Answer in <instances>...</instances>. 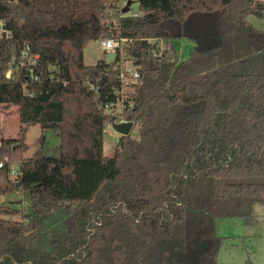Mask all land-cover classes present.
Returning a JSON list of instances; mask_svg holds the SVG:
<instances>
[{
    "label": "trees",
    "instance_id": "obj_1",
    "mask_svg": "<svg viewBox=\"0 0 264 264\" xmlns=\"http://www.w3.org/2000/svg\"><path fill=\"white\" fill-rule=\"evenodd\" d=\"M132 1L139 15L114 28L115 0H0L12 33L0 38V108L20 122L0 137V192L26 198L0 203V264H216L215 219L251 224L264 205V31L244 18L264 0ZM111 34L125 39L115 57L84 64L85 45ZM176 38L192 43L186 58ZM26 45L38 79L21 66L6 78ZM118 119L138 138L104 155ZM34 124L58 138L51 154L42 134L25 156Z\"/></svg>",
    "mask_w": 264,
    "mask_h": 264
},
{
    "label": "rangeland",
    "instance_id": "obj_2",
    "mask_svg": "<svg viewBox=\"0 0 264 264\" xmlns=\"http://www.w3.org/2000/svg\"><path fill=\"white\" fill-rule=\"evenodd\" d=\"M139 12L138 3L133 1L129 7V11L125 14H132ZM107 23H112L116 28L117 23L121 17L120 12L116 9L107 8ZM245 20L250 23L255 29L264 31V10L261 15L248 12L245 15ZM177 49V54L180 59L186 58L192 43L186 39H174ZM105 53L100 48L98 39L89 41L83 49V63L92 65L99 60L105 59ZM123 66L128 65V61H123ZM117 105L116 112L119 113ZM19 118L17 107L10 105L6 108H0V137L11 138L16 137L19 130ZM106 133L103 139V154L111 153L113 146L117 143L120 134L112 127L106 126ZM45 137L44 152L51 154L59 140L51 132L42 133L39 125H30L25 134V143L27 149L25 156H31L41 146V135ZM129 134L133 138H138V126L132 125ZM17 163L12 168H17ZM9 178H14L9 176ZM6 181L5 175L0 173V184ZM25 200L26 198L17 192H0V203H7L15 199ZM256 218L254 223L245 224L237 217H220L215 219L216 234L222 238L220 244L216 264H264V205L256 204L254 206Z\"/></svg>",
    "mask_w": 264,
    "mask_h": 264
},
{
    "label": "built area",
    "instance_id": "obj_3",
    "mask_svg": "<svg viewBox=\"0 0 264 264\" xmlns=\"http://www.w3.org/2000/svg\"><path fill=\"white\" fill-rule=\"evenodd\" d=\"M115 1H116L118 12H120L121 16L124 15V13L121 12V9L123 6L126 5L127 0H115ZM139 13L140 12H133L130 15L137 16L139 15ZM11 37H12L11 31L6 29L4 21L0 19V38L8 39ZM124 40L125 39L115 37L114 34L98 39L100 48L104 51L105 56L112 52L116 53V51L121 48L122 42ZM39 58H40L39 54L30 52V47L28 45L24 46V48L20 52L19 59H16L15 56L11 57V60L8 63V66L5 71V77L10 78L12 76L13 71L16 70L17 67L21 66V67H27L30 72L31 78L33 80H37L38 74L34 72V68L38 64ZM119 75L121 79L124 81V83L135 81L139 76L137 69L129 63L126 66H123V65L121 66ZM120 110H121V105L118 108V111ZM121 121H126V120L118 119L113 122H121ZM111 123L112 122L108 123L107 126L111 127ZM1 167H3L2 161L0 162V168ZM19 174H20V171L18 169H15L12 167L9 169V176L14 177Z\"/></svg>",
    "mask_w": 264,
    "mask_h": 264
},
{
    "label": "water",
    "instance_id": "obj_4",
    "mask_svg": "<svg viewBox=\"0 0 264 264\" xmlns=\"http://www.w3.org/2000/svg\"><path fill=\"white\" fill-rule=\"evenodd\" d=\"M133 1L127 0V3L125 6L122 7L121 12L126 13L129 10V6L131 5ZM115 57V53H109L106 55L105 59L106 62H110L112 58ZM133 123L131 121H121V122H112L111 127L118 132L120 135H127L129 134V131L132 127Z\"/></svg>",
    "mask_w": 264,
    "mask_h": 264
}]
</instances>
